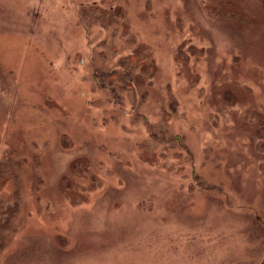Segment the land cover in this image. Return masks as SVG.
Masks as SVG:
<instances>
[{"label":"rangeland","instance_id":"obj_1","mask_svg":"<svg viewBox=\"0 0 264 264\" xmlns=\"http://www.w3.org/2000/svg\"><path fill=\"white\" fill-rule=\"evenodd\" d=\"M11 173L0 264H264V0H0Z\"/></svg>","mask_w":264,"mask_h":264},{"label":"trees","instance_id":"obj_2","mask_svg":"<svg viewBox=\"0 0 264 264\" xmlns=\"http://www.w3.org/2000/svg\"><path fill=\"white\" fill-rule=\"evenodd\" d=\"M109 19L118 17L106 15ZM13 173V172H12ZM0 179V260L13 234L12 226L20 212L18 181L13 174ZM7 176V175H5ZM3 177L0 174V178Z\"/></svg>","mask_w":264,"mask_h":264}]
</instances>
